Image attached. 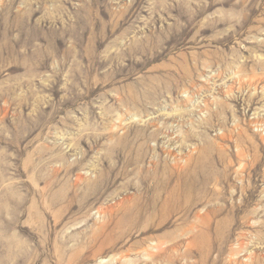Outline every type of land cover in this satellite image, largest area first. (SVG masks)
<instances>
[{
  "label": "rangeland",
  "instance_id": "rangeland-1",
  "mask_svg": "<svg viewBox=\"0 0 264 264\" xmlns=\"http://www.w3.org/2000/svg\"><path fill=\"white\" fill-rule=\"evenodd\" d=\"M0 264H264V0H0Z\"/></svg>",
  "mask_w": 264,
  "mask_h": 264
}]
</instances>
